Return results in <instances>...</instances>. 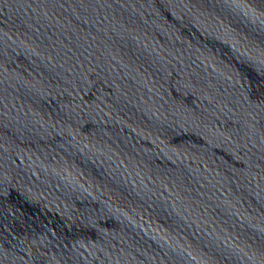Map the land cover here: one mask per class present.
Here are the masks:
<instances>
[{
  "label": "water",
  "instance_id": "obj_1",
  "mask_svg": "<svg viewBox=\"0 0 264 264\" xmlns=\"http://www.w3.org/2000/svg\"><path fill=\"white\" fill-rule=\"evenodd\" d=\"M0 264H264V0H0Z\"/></svg>",
  "mask_w": 264,
  "mask_h": 264
}]
</instances>
